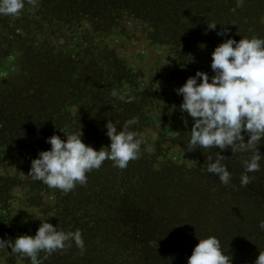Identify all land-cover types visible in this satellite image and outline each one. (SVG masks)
Masks as SVG:
<instances>
[{
  "label": "rangeland",
  "instance_id": "374dc122",
  "mask_svg": "<svg viewBox=\"0 0 264 264\" xmlns=\"http://www.w3.org/2000/svg\"><path fill=\"white\" fill-rule=\"evenodd\" d=\"M233 1L238 11L246 7L243 0ZM235 6L231 2L229 13H218L219 19H234ZM34 21L22 14L0 15V81L18 76L22 63H27L32 74L29 64L37 60V49H42L44 55L40 54L47 59L37 61L41 73L31 76L28 83L18 82L12 93L23 102L22 95L28 93L32 115L41 114L31 119L38 127L32 128L29 136L15 134L14 139L6 136L4 118L0 117V179L9 195L0 201V238L35 236L40 222L48 221L66 233L79 230L84 250L69 241L70 246L54 252L43 264H187L199 239L214 236L231 264H254L259 252H264V230H254L251 225L254 213L264 205V159L259 171L249 172L258 179L246 173L250 182L241 186L245 174L242 161L254 153L222 152L231 180L227 185L221 183L218 176L206 171L208 157L214 162L219 150L197 147L189 151L193 122L181 113L182 97L175 91L197 71L213 75L211 54L224 39L239 42L241 37L231 36L236 30L229 28V22L209 29L208 39L200 40L191 34L187 37V32L182 37V23L177 36L170 32L161 41L152 36V26L126 16L116 21L104 42L101 32L83 29L81 24L63 30V35L52 31L43 35L46 30L37 31ZM261 25L262 19H258L250 29L253 37L264 39ZM224 29L228 36H217ZM196 34L202 35L198 29ZM41 43L44 47L38 46ZM98 51L108 54L100 71L95 61ZM111 57L113 63L109 64ZM62 66L71 68L72 74L59 72ZM99 79L113 86L99 87ZM40 83L45 84L47 101L35 96L41 91ZM129 97L132 101L126 102ZM133 117L138 123L129 131L139 133L143 143L140 157L127 168L119 169L105 160L100 169L87 173L86 184L77 183L68 193L27 176L37 154L50 150L47 138L58 135L66 139L64 134L81 130L82 141L99 151L110 145L105 127L108 120L118 122L120 129ZM14 122L24 124L20 118ZM258 147L264 156V141ZM111 195L123 200L122 206L135 203V207L146 211L155 207L157 211L117 232L118 217L113 219L107 206ZM10 251H0V261L18 264L17 255ZM45 255L41 251L38 258ZM20 264L31 262L25 258Z\"/></svg>",
  "mask_w": 264,
  "mask_h": 264
},
{
  "label": "clouds",
  "instance_id": "9594fccd",
  "mask_svg": "<svg viewBox=\"0 0 264 264\" xmlns=\"http://www.w3.org/2000/svg\"><path fill=\"white\" fill-rule=\"evenodd\" d=\"M26 2L36 4V0H0V15L16 17L24 10ZM208 28L215 30L216 25ZM217 36L227 37L228 30L217 32ZM210 68L213 75L197 71L175 90L182 97L181 113H186L193 122L189 151L197 147L218 149L214 162L211 156L208 157L206 171L218 176L225 185L229 184L231 173L222 163L226 157L221 153L228 149L231 153L253 152L250 159L242 161L245 174L241 176V186H246L250 182L246 173L259 171L260 161L264 159L258 147L264 141V39L241 38L239 42L224 39L211 54ZM132 99L129 97L126 102ZM136 123L138 121L133 117L118 129V122L108 120L105 127L110 145L99 151L82 141L81 130L64 134L66 139L53 135L46 140L50 150L37 154L27 176L49 188L68 193L77 183L86 184L87 173L100 169L105 160L112 161L114 167L125 169L130 161L141 155L143 140L139 133L129 131ZM259 227L264 230V221ZM69 241L84 250L79 230L66 233L44 221L40 222L35 236L22 235L15 240L0 238V251L11 249L9 253L17 255L18 264L25 258L31 264H43L48 256L70 246ZM41 251L46 255L38 258ZM187 264H231V259L224 254L220 240L210 236L199 239ZM254 264H264V252H259Z\"/></svg>",
  "mask_w": 264,
  "mask_h": 264
},
{
  "label": "trees",
  "instance_id": "16d2710c",
  "mask_svg": "<svg viewBox=\"0 0 264 264\" xmlns=\"http://www.w3.org/2000/svg\"><path fill=\"white\" fill-rule=\"evenodd\" d=\"M243 1L246 7L238 11L239 6L233 0H36L35 6L26 2L24 10L20 14L27 19L36 20L34 21L35 25L33 24L32 26H36L37 31L46 30L43 32V35L50 31L60 32L63 35L65 34L63 30L71 27L74 28L76 24H81L83 29L91 28L93 30L97 29V32H101L104 42L108 41L109 31L114 27L116 21H122V18L126 16L132 18L134 22L140 21L150 27L152 26L154 28L152 36H156L161 41L166 39L170 32L171 36H173V33L177 36L181 32L182 23L184 25L182 37L187 32L186 36L189 37L191 34L195 40H200V37L208 39V26L212 24L218 26L224 22H229V28L236 30V33L231 34L232 37L243 38L245 35L253 37L254 35L250 29L257 23L258 19H262L261 29H264V0H261V2L259 0ZM231 2L236 5L232 10L237 13V16L234 19H227V21L224 18L219 19L220 15L218 13L223 12L225 15L229 13L232 8L230 7ZM196 29L200 31L201 36L196 37ZM38 46L44 47L42 43ZM37 50L40 53L42 51V49ZM40 53L37 56V60L34 58V61L29 64L34 70L32 74L27 63H22L18 76L16 74L11 75L8 79L0 81V93H3L4 96H10L9 98L12 97L11 100H4L0 95V109H3L0 117L4 118L2 122L5 130L8 131L6 134L8 137H13L14 139L16 135L27 137L28 134L33 132L32 128L38 127V124L31 123V119H35L37 116L40 117L41 114L32 115L28 93L22 95L25 100L24 102L18 96L13 97L12 93L18 88V82L28 83L31 76L35 73H41L36 68L37 61L47 59L43 57V53H41L43 55ZM109 54L114 56L112 51H109ZM30 55L27 54L26 58ZM107 55L103 52L100 54L98 51L95 61L100 65L99 71L105 68L103 62ZM110 63H113L112 57L109 61ZM58 71L72 74L71 68L64 70L63 66ZM63 76L67 75L64 74ZM98 83L99 87L103 86L105 89L108 86H113V84L107 85L106 82H102L100 79ZM40 86L41 91L35 93V96L41 101H47L49 96L44 89L45 84L40 83ZM18 94H21V91ZM18 118L24 121L23 125L16 122L13 123L14 119ZM19 162V159L16 160V164ZM248 174L253 179H258L259 177L253 173ZM108 188L111 189L112 186L108 185ZM8 197V188L0 179V201ZM112 198L108 201L107 206L113 214V219L116 220L118 217V222L115 221V223H118L115 230L117 232L126 230L137 224L141 216H147L157 211L155 207L146 211L143 207H135L137 205L135 203L122 206L124 204L123 200H118L117 197ZM136 208H138V211ZM253 216L255 217L251 223L253 229L261 231L262 229H260L259 224L261 221H264V205ZM117 232L112 234H116ZM261 238L260 236L259 239Z\"/></svg>",
  "mask_w": 264,
  "mask_h": 264
}]
</instances>
